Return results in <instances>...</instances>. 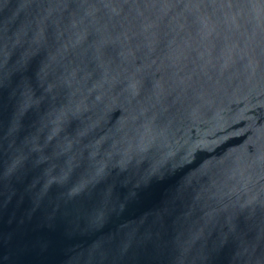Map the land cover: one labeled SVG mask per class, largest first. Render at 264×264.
<instances>
[{
  "label": "water",
  "instance_id": "obj_1",
  "mask_svg": "<svg viewBox=\"0 0 264 264\" xmlns=\"http://www.w3.org/2000/svg\"><path fill=\"white\" fill-rule=\"evenodd\" d=\"M0 264H264V0H0Z\"/></svg>",
  "mask_w": 264,
  "mask_h": 264
}]
</instances>
